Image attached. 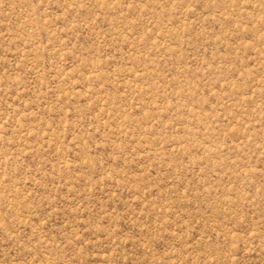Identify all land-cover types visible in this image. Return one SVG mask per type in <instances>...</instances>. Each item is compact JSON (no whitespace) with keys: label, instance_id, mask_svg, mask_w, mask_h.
<instances>
[{"label":"rangeland","instance_id":"obj_1","mask_svg":"<svg viewBox=\"0 0 264 264\" xmlns=\"http://www.w3.org/2000/svg\"><path fill=\"white\" fill-rule=\"evenodd\" d=\"M0 264H264V0H0Z\"/></svg>","mask_w":264,"mask_h":264}]
</instances>
